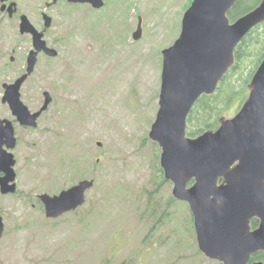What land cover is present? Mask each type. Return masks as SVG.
<instances>
[{
  "label": "rangeland",
  "instance_id": "rangeland-1",
  "mask_svg": "<svg viewBox=\"0 0 264 264\" xmlns=\"http://www.w3.org/2000/svg\"><path fill=\"white\" fill-rule=\"evenodd\" d=\"M19 1L41 27L50 0ZM192 1L106 0L100 10L59 1L48 9L53 23L45 37L59 54L40 53L21 96L32 110L46 90L53 100L36 128L19 129L18 191L0 192V264L213 263L199 249L190 206L174 198L161 148L149 137L162 50L178 38ZM140 17L143 33L134 39ZM14 25L12 35L0 38V112H6L2 83L26 69L33 48L32 37ZM85 178L95 179L86 203L47 217L38 195Z\"/></svg>",
  "mask_w": 264,
  "mask_h": 264
},
{
  "label": "water",
  "instance_id": "water-1",
  "mask_svg": "<svg viewBox=\"0 0 264 264\" xmlns=\"http://www.w3.org/2000/svg\"><path fill=\"white\" fill-rule=\"evenodd\" d=\"M88 2L101 8L105 0H68ZM237 0H193L182 18L181 32L175 42L162 50L163 68L159 109L149 137L161 148L160 164L165 180L173 183V196L186 201L193 214L199 249L221 264L250 263L252 254L264 252V58L249 83V95L239 111L222 116L216 129L198 136L187 132L188 116L203 95L215 93L219 82L236 62L238 43L256 25L264 21V0L231 20L228 13ZM45 29L52 17L44 14ZM20 31L32 35L33 48L27 58L26 72L13 83H5L4 102H8L20 122L37 126L41 114L53 100L44 91V103L32 112L21 98V88L35 71L39 54L56 57L59 51L48 44L25 14ZM143 33L142 18L134 39ZM5 132H14L7 121ZM101 144V142H99ZM16 159L12 152L1 150L0 178L2 193H15ZM12 182V183H11ZM95 179L85 178L57 194L42 193L46 216L57 218L74 211L87 201V191ZM258 226L252 227V220ZM5 222L0 215V240Z\"/></svg>",
  "mask_w": 264,
  "mask_h": 264
},
{
  "label": "trees",
  "instance_id": "trees-1",
  "mask_svg": "<svg viewBox=\"0 0 264 264\" xmlns=\"http://www.w3.org/2000/svg\"><path fill=\"white\" fill-rule=\"evenodd\" d=\"M260 1L237 0L228 13L230 19L235 20L256 7ZM235 54L234 66L221 79L215 93L203 94L189 113L188 135L198 136L206 130L218 128L223 115H230L243 105L249 95L251 78L264 58V22L246 34L238 43ZM252 224L258 225V219L254 218ZM253 260H264V252L254 254ZM212 264L221 263L214 260Z\"/></svg>",
  "mask_w": 264,
  "mask_h": 264
},
{
  "label": "flooded vegetation",
  "instance_id": "flooded-vegetation-1",
  "mask_svg": "<svg viewBox=\"0 0 264 264\" xmlns=\"http://www.w3.org/2000/svg\"><path fill=\"white\" fill-rule=\"evenodd\" d=\"M59 1H65V2H67V4H71V5H84V6L85 5H90L91 7H93L91 5V3H88V2H84V3H74V2H69L68 0H50V1H46V9L41 12V18H42V21H43L42 24H41V27H37L35 25L40 31H45V35H46V31H47L48 28L45 29V17H44V14L50 15L52 17V19H53V16L51 15V13L48 12V9L52 5L57 4ZM20 4L21 3H20L19 0H0V38L4 39L3 37H8L9 35H12L13 34L14 27H15V25H14L15 21H18L19 30H20L21 17H22L23 14L27 15L25 12H23L21 10ZM105 5H106V0H105ZM104 6H103V8H104ZM100 9H102V8H100ZM100 9H97V10H100ZM29 19H30V17H29ZM5 23H8L9 24L8 27H7V30L4 29ZM52 23H53V21H52ZM5 32H7L9 35H6ZM20 34H22L21 31H20ZM25 34L26 35H30L32 37L31 34H28V33H25ZM1 48H2V45H1V42H0V59L2 57L4 58V55L3 56L1 55ZM15 60H16L15 56H11V61L14 62ZM26 66H27V63H26ZM25 70L22 73H20L15 79H13L11 81H5V82L2 83L3 93L1 95V102H2V106L6 109V112H0V152H1V150H6V151H9V152H12L14 154L15 159H16V164H17V158H16V155H15V149H16L17 145L20 142L19 129H21V128H25V129H27V128H36L39 125V119H40V117L43 115L44 112H46L49 109V108H47V110H45L41 114V116L38 119L37 126L33 127V126H28V125L22 124L20 122V120L17 118V116L13 113V110H12L11 106L9 105V103L8 102H4V100H3L4 93H5V86H4V84L5 83H8V84L13 83L19 76H21L25 72ZM30 76L27 78V80L30 78ZM25 82H24V84H25ZM22 88H23V86H22ZM22 88H21V95H22ZM41 106H40V108H41ZM49 107H50V105H49ZM39 109L32 110L30 108V110L32 112L37 111ZM7 121H10L11 124H12V126H13L14 143H15L14 144V147H9V145H10L11 141H13V139L12 138H9L7 136V134H6V132H5V127L7 126ZM16 164L14 166L15 172H16ZM4 176H5V172L0 168V178L1 177H4ZM15 182L17 183V172H16ZM17 191H18V183H17ZM0 192H1V187H0ZM1 194L8 195V194H13V193H2L1 192ZM38 198H39V195H38ZM39 200H40V198H39ZM40 202L42 203V205L44 206V209H45L44 203L41 200H40ZM257 226L258 225L254 226L252 224V227L253 228H255ZM258 252H260V251H257V252H255V253L252 254L251 260L249 261L250 263L256 262V261H263L264 262V260H253V255L256 254V253H258Z\"/></svg>",
  "mask_w": 264,
  "mask_h": 264
}]
</instances>
